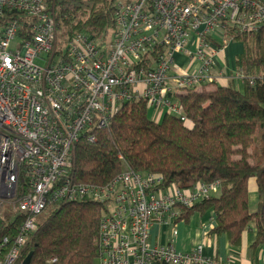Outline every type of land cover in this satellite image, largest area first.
<instances>
[{"label": "built area", "instance_id": "2783aa9c", "mask_svg": "<svg viewBox=\"0 0 264 264\" xmlns=\"http://www.w3.org/2000/svg\"><path fill=\"white\" fill-rule=\"evenodd\" d=\"M115 4L112 35L65 38L46 0H0V218L8 209L24 217L15 240L0 242V264L19 261L48 208L89 200L105 207L99 264H216L201 247L153 246L151 234L154 225L175 228L182 208L216 196L218 183L181 190L133 171L103 186L77 182L76 147L129 104L144 101L156 122L165 115L187 122L177 92L219 79L244 83L242 70L230 73L215 60L238 36L264 29V0ZM179 54L199 67L184 70Z\"/></svg>", "mask_w": 264, "mask_h": 264}, {"label": "trees", "instance_id": "16d2710c", "mask_svg": "<svg viewBox=\"0 0 264 264\" xmlns=\"http://www.w3.org/2000/svg\"><path fill=\"white\" fill-rule=\"evenodd\" d=\"M55 8L63 37L85 34L101 39L116 29L115 0H46ZM55 2V3H54ZM243 53L237 66L245 73L243 90L209 84L200 90L179 91L187 122L165 115L152 120L144 101L127 105L110 127L93 131L76 147V181L106 185L126 171L155 174L164 187L190 190L197 185L219 184L216 196L182 208L179 222L214 211L213 235H226L239 247L244 232L257 231L253 248L264 244V29L240 35ZM254 79V84L250 83ZM255 180L259 204L249 209V185ZM15 264H99L100 223L103 204L92 200L52 208ZM24 217L7 210L0 218V242H13ZM12 245V244H11Z\"/></svg>", "mask_w": 264, "mask_h": 264}, {"label": "crops", "instance_id": "0c3cea01", "mask_svg": "<svg viewBox=\"0 0 264 264\" xmlns=\"http://www.w3.org/2000/svg\"><path fill=\"white\" fill-rule=\"evenodd\" d=\"M238 47V48H236ZM243 45L234 42L227 51L217 56L215 65L221 69L226 68L230 73L238 70L237 60L243 53ZM178 65L184 70H194L199 64L190 62L188 57L179 54L176 57ZM239 90H243L242 81H234ZM259 194L255 180L249 185V209L251 212L257 210ZM216 215L209 211L203 215L196 213L188 222L181 221L176 227L154 225L152 227L151 242L153 246H165L172 244L178 252L190 253L201 247L202 254L206 258L214 260L216 264H264V244L253 248L257 238V231L254 225L248 228L242 237L239 247H232L226 235H213L216 227ZM177 230L178 235L174 236L173 231Z\"/></svg>", "mask_w": 264, "mask_h": 264}, {"label": "rangeland", "instance_id": "374dc122", "mask_svg": "<svg viewBox=\"0 0 264 264\" xmlns=\"http://www.w3.org/2000/svg\"><path fill=\"white\" fill-rule=\"evenodd\" d=\"M238 48V47H236ZM224 79H219L218 81V86L219 87H224V86H228L229 82L228 81H223ZM56 206H52L50 208H48L44 213H42L40 216H38L37 218V224L40 226L44 225L50 218V212L51 210H53L52 208H55Z\"/></svg>", "mask_w": 264, "mask_h": 264}, {"label": "water", "instance_id": "95a60500", "mask_svg": "<svg viewBox=\"0 0 264 264\" xmlns=\"http://www.w3.org/2000/svg\"><path fill=\"white\" fill-rule=\"evenodd\" d=\"M32 255H33V254H30V255L26 258V260L23 262V264H30V261H31Z\"/></svg>", "mask_w": 264, "mask_h": 264}]
</instances>
